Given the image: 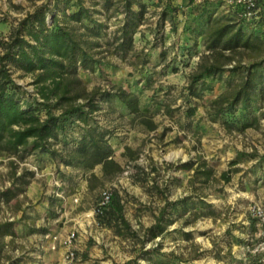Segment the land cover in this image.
<instances>
[{
    "label": "rangeland",
    "instance_id": "rangeland-1",
    "mask_svg": "<svg viewBox=\"0 0 264 264\" xmlns=\"http://www.w3.org/2000/svg\"><path fill=\"white\" fill-rule=\"evenodd\" d=\"M48 1L52 6L54 0H0V53L21 19ZM137 2L143 14L133 19L125 46L119 36L126 11L119 0L108 8L103 0H83L103 23L98 45L87 46L95 39L81 22L92 26L89 19L66 20L100 59L93 70L78 68L87 86L111 90L117 84L138 97L141 115L116 96L98 97L93 113L123 170L103 177L101 165L65 164L63 146L79 135L72 126L66 136L59 133L57 155L0 153V224L12 222L13 230L0 234V264H264V90L246 117L239 107L211 111L228 71L206 78L213 88L202 97L188 91L189 74L205 51L200 33L207 16L222 18L229 7L220 0H134V11ZM258 58L264 60V52ZM12 76L29 99L37 96L31 75L13 69ZM125 146L135 159L123 154ZM186 162L190 168L181 167ZM201 164L212 169L210 178L195 174ZM104 190L121 196L136 233L123 235L100 221L95 209ZM199 198L209 205L201 209ZM159 220L163 228L152 237L147 228ZM69 247L75 252L70 260Z\"/></svg>",
    "mask_w": 264,
    "mask_h": 264
},
{
    "label": "trees",
    "instance_id": "trees-1",
    "mask_svg": "<svg viewBox=\"0 0 264 264\" xmlns=\"http://www.w3.org/2000/svg\"><path fill=\"white\" fill-rule=\"evenodd\" d=\"M103 1L104 8L110 7V0ZM119 1L126 11L119 36L123 38L120 45L125 46L131 38L133 19L142 16L144 5L137 2L139 8L134 11L131 8L134 0ZM193 1L189 0L191 3ZM68 19L77 22L89 19L92 26L81 22L86 32L95 39L86 41L87 46L100 43L103 23L92 18L83 0H54L52 6L48 1V4L39 5L28 12L3 44L0 53V153L11 155L38 150L57 155L53 145L63 141V138H58L59 133L66 136L69 126H72L79 135L72 146L65 142L62 161L87 169L101 165L103 177H110L119 174L123 166L113 156L114 149L107 131L101 129L93 118L94 111L99 109L98 97L110 99L116 96L130 112L141 115L142 111L137 95L122 86L111 84L114 92L99 86L89 88L80 78L79 67L93 70L100 59L83 45L74 27L67 25ZM200 35L205 51L189 74V94L202 97L204 91L211 90L213 86L206 78L212 79L216 75L220 78L226 71L230 77L239 73L234 80L230 77L227 79L226 88L210 100V108L212 113L218 114L233 112L239 107L242 116L246 117L249 108L264 90V60L258 58L264 52V12L258 16H246L241 8H229L222 18L208 14L206 26ZM245 58L251 59L247 66L242 62ZM242 68L244 72L240 73ZM13 69L31 75L37 96L28 98L30 95L13 78ZM194 111L195 108H192L191 113ZM143 122L151 129L156 127L149 118ZM246 125L249 124L244 122L243 126ZM123 154L131 159L136 158L130 146H125ZM181 167L190 168V163L186 162ZM195 174L208 179L212 169L201 164ZM221 176L229 179L227 172H222ZM89 177L99 179L94 172ZM198 203L201 209L209 205L203 198H199ZM96 214L100 221L113 225L117 233H136L124 215V202L117 192L111 194L108 204ZM10 225L12 222L1 223L0 234L13 233ZM162 228L159 220L148 227L147 232L153 237ZM148 259L153 258L150 256Z\"/></svg>",
    "mask_w": 264,
    "mask_h": 264
},
{
    "label": "built area",
    "instance_id": "built-area-1",
    "mask_svg": "<svg viewBox=\"0 0 264 264\" xmlns=\"http://www.w3.org/2000/svg\"><path fill=\"white\" fill-rule=\"evenodd\" d=\"M225 5L231 9L241 8L243 9V14L246 16H258L260 13L264 12V0H222ZM111 192L104 190L101 195V200L95 209L96 212L100 210L101 207L106 206L110 200ZM261 211L262 209L259 208ZM56 237V236H55ZM74 237V233L69 234L68 240ZM74 250L69 247L66 250L65 258L72 259L74 257Z\"/></svg>",
    "mask_w": 264,
    "mask_h": 264
}]
</instances>
